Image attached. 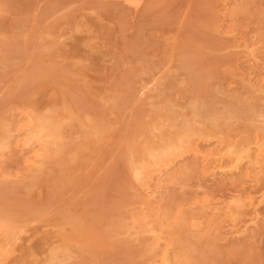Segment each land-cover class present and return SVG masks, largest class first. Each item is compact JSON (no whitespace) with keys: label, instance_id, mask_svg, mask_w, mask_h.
<instances>
[{"label":"rangeland","instance_id":"1","mask_svg":"<svg viewBox=\"0 0 264 264\" xmlns=\"http://www.w3.org/2000/svg\"><path fill=\"white\" fill-rule=\"evenodd\" d=\"M128 1L0 0V264H264V0Z\"/></svg>","mask_w":264,"mask_h":264},{"label":"bare ground","instance_id":"2","mask_svg":"<svg viewBox=\"0 0 264 264\" xmlns=\"http://www.w3.org/2000/svg\"><path fill=\"white\" fill-rule=\"evenodd\" d=\"M131 1H132V3H133V0H131ZM131 1L129 0L128 3L131 2ZM137 2H138V1H137ZM134 3H136V2H134ZM134 3H133V4H134ZM137 4H138V3H137ZM137 4H136L135 6H137ZM130 5H131V4H130ZM83 27H84V26H82V28H83ZM84 28H85V27H84ZM84 28H83V29H84ZM28 34H29V33H28ZM239 45H240V44H239ZM94 48H96V46H95ZM253 48H255V47H253ZM250 49H252V48H250ZM241 50H242V49H241ZM250 52H251V51H250ZM255 54H256V53H255ZM253 57H254V56H253ZM237 66H238V65H237ZM178 70H179V68H178ZM172 73H173V72H172ZM161 74H163V73H161ZM234 81H235V80H234ZM230 82H232V81H230ZM238 85H239V84H238ZM231 86H234V85L232 84ZM229 88H231V87H229ZM232 88H233V87H232ZM191 90H192V89H191ZM128 91H129V90H128ZM129 92H130V91H129ZM178 93H179V92H178ZM180 93H181V91H180ZM166 96H167V95H166ZM171 96H172L171 98L174 99V97H173L174 94H173V95L171 94ZM169 97H170V96H169ZM175 97H176V96H175ZM179 99H180V98H179ZM182 99H183V101H184V98H182ZM177 101H178V99H177ZM242 101H243V99H242ZM236 103H237V102H236ZM236 103H234V104H236ZM241 105H242V104H241ZM241 105H240V106H241ZM171 106H172V105H171ZM55 107H56V106H55ZM58 107H59V106H58ZM235 107H236V106H235ZM238 107H239V106H238ZM242 107H243V106H242ZM244 107H246V105H244ZM246 108H247V107H246ZM54 109H55V108H54ZM47 110H48V109H47ZM47 110H46V111H47ZM59 110H60V107H59ZM58 112H59V111H58ZM60 112H61V111H60ZM253 113H254V112H253ZM255 113H256V112H255ZM59 114H62V113H59ZM59 114L57 113L56 115L58 116ZM259 115H260V114H259ZM61 116H62V115H61ZM62 117H63V116H62ZM62 117H60V118H58V119H61ZM46 118H47V117H46ZM176 120H177V119H176ZM227 122H228V121H227ZM162 124H163V123H162ZM222 124H223V123H222ZM71 126H72V125H71ZM58 128H60V127H58ZM40 129H41V128H40ZM194 130H195V129H194ZM37 131H38V130H37ZM208 131H209V130H208ZM208 131H206V132H208ZM189 132H190V131H189ZM30 133H31V132H30ZM212 133H213V132H212ZM26 134H28V132H27ZM40 134H41V133H40ZM32 135H33V134H32ZM129 136H130V135H129ZM181 138H182V137H181ZM185 138H186V137H185ZM126 139H127V138H126ZM186 139H187V138H186ZM207 139H208V138H207ZM256 139H257V137H256ZM10 140H11V139H10ZM10 140H9V141H10ZM130 140H131V138H130ZM30 141H31V140H30ZM32 141H33V140H32ZM182 141H183V140H182ZM26 142H27V141H26ZM125 142H126V141H125ZM179 142H180V141H179ZM184 142H185V141H184ZM185 143H186V142H185ZM185 143H184V144H185ZM27 144H28V142H27ZM180 144H182V142H181ZM247 144H249V141L247 142ZM23 145H24V143H23ZM140 145H141V144H140ZM186 145H187V143H186ZM189 145H190V144H189ZM252 146H253V145H252ZM129 147H130V146H129ZM180 147H181V146H180ZM196 147H197V146H196ZM221 147H222V146H221ZM257 147H258V146H257ZM259 147H260V146H259ZM131 148H132V147H131ZM147 148H149V147H147ZM199 148H200V147H199ZM149 149H150V148H149ZM149 149H148V151H149ZM182 149H183V148H182ZM212 149H213V148H212ZM248 149H250V148H248ZM131 150H132V149H131ZM177 150H178V148H177ZM179 150H181V149H179ZM245 150L247 151V149H245ZM2 151H3V150H2ZM151 151H152V150H151ZM149 152H150V151H149ZM212 152H213V151H212ZM243 152H244V151H243ZM244 153H245V152H244ZM250 153H251V152H250ZM250 153H249V154H250ZM38 154H39V153H38ZM125 154H126V153H125ZM143 154H144V153H143ZM163 154H167V155H171V154H172V155H175V154H174V151H173L172 149H171V150H168V151H166V152H165V150H164V152L162 153V156H164ZM224 154H225V153H224ZM245 154H247V153H245ZM130 155H131V154H130ZM149 155H150V158H151V157L153 158V161L155 162L156 165L159 164V163L161 162V160H160V159H161V158H160L161 156L159 157L158 153H157V155H156V154L152 151V152H150ZM240 155H241V154H240ZM242 155H243V154H242ZM132 156H133V155H132ZM239 157H240V156H239ZM176 159H177V158H176ZM241 159H242V158H241ZM131 160H133L132 157H131V159H129L128 161L131 162ZM237 161H238V160H237ZM239 161H240V160H239ZM129 162H128V163H129ZM171 164H172V163H171ZM128 165H129V167L132 166V167H131V170L134 169V171H135L134 173L140 175V174H139L140 171L136 170L137 165H136V167H135L134 164H133V161H132L131 164L129 163ZM157 166H158V165H157ZM147 167H149V166H147ZM234 167H235V166H234ZM3 168H4V167H3ZM132 168H133V169H132ZM153 168H154V167H153ZM29 169H30V168H29ZM220 170H221V169H220ZM231 170H233V169H231ZM132 173H133V172H132ZM16 174H17V173H16ZM167 174H168V173H167ZM134 175H135V174H134ZM134 175H132V176L134 177ZM141 176H142V175H141ZM212 177H213V176H212ZM134 178H135V180H137L136 177H134ZM137 178H139V176H137ZM15 179H16V178H15ZM140 179H141V178H140ZM222 181H223V180H222ZM152 193H153V192H152ZM170 196H171V195H170ZM263 197H264V195H263ZM239 199H240V198H239ZM154 200H155V199H154ZM230 201H231V200H230ZM230 201H229V202H230ZM236 201H237V199H236ZM239 202H240V201H239ZM230 203H232V202H230ZM236 203H238V202H236ZM242 204H243V203H242ZM232 205H233V204H232ZM260 205H261V204H260ZM260 205H259V206H260ZM257 206H258V205H257ZM236 216H237V215H236ZM226 219H227V217H226ZM157 224H158V223H157ZM50 227H52V226H50ZM50 227H47V228H50ZM259 228H260V227H259ZM51 229H52V228H51ZM53 229H54V228H53ZM53 229H52V231H53ZM55 230H56V229H54V231H55ZM41 231H42V230H41ZM61 232H62V231H61ZM52 233H53V232H52ZM242 233H243V232H242ZM242 233H241V234H242ZM53 234H54V233H53ZM154 234H155V232H154ZM45 235H47V232H46ZM45 235H44V236H45ZM48 235H49V234H48ZM50 235H51V232H50ZM50 235H49V236H50ZM42 236H43V233H42ZM54 236H55V234H54ZM80 236H81V235H80ZM155 236H156V235H155ZM37 237H39V236H37ZM46 237H47V236H46ZM81 237H82V236H81ZM39 238H40V237H39ZM44 239H45V238H44ZM48 239H49V237H48ZM45 240H46V239H45ZM236 240H237V239H236ZM12 241H13V240H12ZM28 241H30V240H28ZM42 242L44 243V241H42ZM32 244H33V243H32ZM26 245H27V244H26ZM48 245H49V244H48ZM48 245H46V246H48ZM30 246H31V245H30ZM41 247H42V245H41ZM41 247H40V248H41ZM28 248H29V246H28ZM29 249H30V248H29ZM38 249H39V248H38ZM38 249H37V250H38ZM79 249H80V248H79ZM30 250H31V249H30ZM43 250H44V249H43ZM51 250H53V249H51ZM72 250H73V249H72ZM80 250H81V249H80ZM31 251H32V250H31ZM33 251H34V250H33ZM40 252H42V250H41ZM24 253H25V251H24ZM51 253H52V252H51ZM81 253H82V251H81ZM32 254H33V253H32ZM35 254H36V253H35ZM33 256H35V255L33 254ZM37 257H38V256H36V258H37ZM36 258H34V260H35ZM38 259H39V258H38ZM38 259H36V260H38ZM41 259H42V258H41ZM36 260H35V261H36ZM39 260H40V259H39ZM39 260H38V261H39ZM86 262H87V261H86ZM37 263H38V262H37ZM46 263H47V262H46ZM169 263H170V262H169ZM164 264H166V263H164ZM172 264H173V263H172Z\"/></svg>","mask_w":264,"mask_h":264}]
</instances>
